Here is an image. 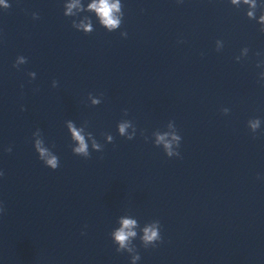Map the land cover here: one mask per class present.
I'll use <instances>...</instances> for the list:
<instances>
[{"label":"water","instance_id":"obj_1","mask_svg":"<svg viewBox=\"0 0 264 264\" xmlns=\"http://www.w3.org/2000/svg\"><path fill=\"white\" fill-rule=\"evenodd\" d=\"M8 2L0 11V264H130L110 238L125 214L161 225L155 248L134 241L139 264H264V125L255 134L247 127L264 121L259 25L227 0H123L119 31L84 35L62 0ZM243 48L248 56L236 62ZM19 56L27 62L17 69ZM89 93L101 104L92 107ZM121 119L137 127L133 141L117 135ZM68 120L86 122L102 144L104 134L114 141L75 156ZM169 121L182 137L179 158L144 139ZM36 129L59 157L56 171L33 149Z\"/></svg>","mask_w":264,"mask_h":264},{"label":"clouds","instance_id":"obj_2","mask_svg":"<svg viewBox=\"0 0 264 264\" xmlns=\"http://www.w3.org/2000/svg\"><path fill=\"white\" fill-rule=\"evenodd\" d=\"M182 3L183 0H177ZM232 8L243 10L244 15L249 21H255L259 25V31L264 33V0H227ZM10 7L8 0H0V11H6ZM63 16L71 19V27L84 35H90L98 26L108 33H114L121 29L124 21L123 0H62ZM32 18L38 19V15L33 13ZM122 38H127V32L120 31ZM224 47L222 40L215 42V50L220 52ZM249 49L243 48L237 56L236 62L248 56ZM258 62L256 68L258 72V82L264 83V53H256ZM27 62L26 58L19 56L13 65L19 68ZM30 80L36 79V73H28ZM52 87H57V82H52ZM87 101L92 107L101 104L102 97L94 96L89 93ZM23 110V109H22ZM224 115H228L229 109H223ZM124 116H127L125 111ZM264 125L260 118L249 119L247 127L251 133L255 134ZM67 133L70 137V147L73 155L88 159L92 152L100 153L104 149V144H112L114 137L111 134H104L102 144L96 136L88 131V124L77 125L74 121L65 122ZM117 135L128 141H133L137 137L138 129L130 119H121L116 125ZM141 136L144 132L140 131ZM146 142L151 140L154 147L162 149L164 155L169 158L180 157V146L182 137L179 135L174 121H169L165 130H157L151 134V137L144 136ZM32 146L38 159L43 165L56 171L59 167V157L45 143L40 129L32 133ZM8 153L12 152V147L6 149ZM0 176L3 172L0 171ZM83 234V233H82ZM110 238L118 253H127L130 257V264H139L141 256L137 250L134 241L139 240L141 246L145 249L155 248L162 240L161 225L159 220L147 222L141 226L138 219L131 215L125 214L117 218L116 226L110 233Z\"/></svg>","mask_w":264,"mask_h":264}]
</instances>
